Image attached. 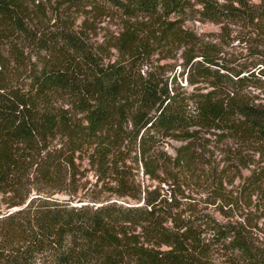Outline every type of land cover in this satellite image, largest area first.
<instances>
[{"label":"trees","instance_id":"16d2710c","mask_svg":"<svg viewBox=\"0 0 264 264\" xmlns=\"http://www.w3.org/2000/svg\"><path fill=\"white\" fill-rule=\"evenodd\" d=\"M31 1L0 0V192L24 186L32 167L40 182H47L60 176L66 157L84 147L93 145L106 157L111 145L132 143L142 131L143 156L161 139L185 142L167 161L187 170L196 163L195 142L202 130L237 137L264 154V103H254L243 92L245 86H264V70H248L264 65V53L222 64L218 52L184 26L188 19L261 24L264 0H84L114 7L128 18H147L139 27L126 28L115 46L122 58L108 64L97 61L65 26L35 29L26 16ZM21 37L47 59L29 72L26 84L15 85L4 74L1 48ZM174 46L189 47L182 54L181 76L191 85L207 86L189 91L171 86L169 79L141 74L145 55ZM64 96L79 107L72 117L68 110H56V100ZM55 133L61 142L52 147ZM145 166L157 177L162 169ZM244 189L264 194V165L251 170ZM243 197L250 195L243 191ZM168 198L173 201L150 191L137 204L69 197L30 211L22 208L0 221V264H214L210 252L215 244L228 249L235 264H264V248L246 225L209 213L176 220L164 206Z\"/></svg>","mask_w":264,"mask_h":264},{"label":"rangeland","instance_id":"374dc122","mask_svg":"<svg viewBox=\"0 0 264 264\" xmlns=\"http://www.w3.org/2000/svg\"><path fill=\"white\" fill-rule=\"evenodd\" d=\"M26 16L28 20H32L35 29L52 24L67 27L79 37L85 49L104 64L122 58V53L115 46L120 44L121 34L126 28L139 27L142 22L147 21V18L142 17L128 18L104 3L84 0H34L28 4ZM184 26L203 43L212 46L218 52V61L222 64L238 63L251 53H264L263 22L235 25L188 19ZM8 41L1 48L6 63L4 74L9 75V83L24 85L28 82L29 72L40 69L47 56L26 38ZM15 45V48H19L18 54L11 49ZM186 49L189 47H156L151 54L143 57L141 74L169 79L171 86L183 87L189 91L195 86H207L206 83L191 85L185 76H181L182 54ZM195 50L200 52L198 47ZM256 69L258 73L260 69L264 70V65L248 68L249 71ZM243 92L254 103H264V86H245ZM55 107L56 110H68L71 117L79 109L67 96L59 97ZM124 129L127 130L126 127ZM129 129H132V124L128 125ZM142 133L132 143L127 139L123 143L119 141L117 146L111 145L106 157H101L93 145L84 147L83 151L66 157L60 176L47 182H40L36 167L30 168L24 186L15 187V190L8 193L0 192V221L12 212L22 208L30 211L41 203L55 199L70 197L92 203L116 200L137 204L142 202L140 198L147 192L159 191L164 199L167 196L173 198L172 202L170 198L168 202L164 201V206L169 212L172 211L176 220L193 214L209 213L219 221L242 223L246 225L248 232H252L257 245L264 248V194L260 190L244 189L251 170L264 165V154L255 153L252 144L237 137L215 130H202L195 142L196 148L198 147L196 163L187 170L167 161V157L175 158L177 148L185 142L164 138L143 156L142 149L139 148ZM111 135H114V131ZM51 139L52 147L59 146L61 135L55 133ZM145 165L150 170H154L156 165L157 168L161 166L162 169H157L159 176L147 174ZM243 191L250 197L244 199ZM21 201L24 203L13 205ZM168 222L172 224L171 221ZM210 237L203 235L206 240ZM210 257L214 264H235L232 259L235 256L216 244L211 246Z\"/></svg>","mask_w":264,"mask_h":264}]
</instances>
